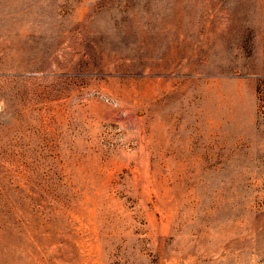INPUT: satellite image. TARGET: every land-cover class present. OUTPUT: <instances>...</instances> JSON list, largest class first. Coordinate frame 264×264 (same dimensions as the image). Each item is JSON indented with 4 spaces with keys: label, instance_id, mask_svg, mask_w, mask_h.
Here are the masks:
<instances>
[{
    "label": "rangeland",
    "instance_id": "rangeland-1",
    "mask_svg": "<svg viewBox=\"0 0 264 264\" xmlns=\"http://www.w3.org/2000/svg\"><path fill=\"white\" fill-rule=\"evenodd\" d=\"M0 264H264V0H0Z\"/></svg>",
    "mask_w": 264,
    "mask_h": 264
}]
</instances>
